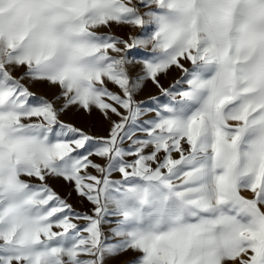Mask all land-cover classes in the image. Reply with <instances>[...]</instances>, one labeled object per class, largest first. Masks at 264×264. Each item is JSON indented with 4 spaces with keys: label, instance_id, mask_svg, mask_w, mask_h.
Here are the masks:
<instances>
[{
    "label": "snow or ice",
    "instance_id": "snow-or-ice-1",
    "mask_svg": "<svg viewBox=\"0 0 264 264\" xmlns=\"http://www.w3.org/2000/svg\"><path fill=\"white\" fill-rule=\"evenodd\" d=\"M112 24L139 34L100 31ZM148 81L163 97L150 106ZM71 108L99 110L108 134L65 123ZM129 250L131 264H264V0H0V264Z\"/></svg>",
    "mask_w": 264,
    "mask_h": 264
},
{
    "label": "rangeland",
    "instance_id": "rangeland-1",
    "mask_svg": "<svg viewBox=\"0 0 264 264\" xmlns=\"http://www.w3.org/2000/svg\"><path fill=\"white\" fill-rule=\"evenodd\" d=\"M119 27V34L118 36H121L125 39L129 37V35L139 34V29H133L130 26H121L116 25ZM103 31H106V28H101ZM110 29V28H109ZM101 31V30H100ZM102 32V31H101ZM186 67H191L189 62H185ZM139 71V68L133 69V74ZM22 72H19L18 74L15 72L14 75L19 77L22 75ZM181 73L178 69L173 68L167 75H163L160 77L161 84L164 87H169L171 84L175 82L176 79H179ZM27 83V81H25ZM30 90L36 95V96H44L48 98L49 100H53L60 92L59 86H50L47 84H40V83H34L29 84ZM109 87L113 91H119V89L109 84ZM157 96L162 97L159 88L156 87L151 81L146 82V85L144 88L137 94V100L138 101H144L146 103L151 104L150 97ZM60 119L63 120L65 123H70L75 125L76 127L82 128L85 132L91 134V135H98V136H104L108 134L110 121L105 119V117L102 115V113L99 110L94 109L91 113L85 112L83 110H78L76 108H71L63 112L60 116ZM112 119H117L113 115ZM97 162L102 163L103 161H100L98 158ZM94 172V170H93ZM113 178H119V174H114ZM56 180V181H55ZM63 179H52L49 180V185L58 193L60 194L65 200H67L68 203H70L73 208L78 212H90L91 210V204L81 199L80 196L76 194L74 190H71L72 184L62 181ZM64 183L65 186L68 188L63 191L62 188H58V182ZM67 183V184H66ZM73 187V185H72ZM62 190V191H61ZM242 195L251 198L250 192H242ZM81 199V201H80ZM80 201V202H79ZM88 202V203H87ZM76 222V221H74ZM119 239V238H115ZM139 253L135 251H125L121 252L119 254H115L113 256H110L106 258V264H131V261H133L136 257H138ZM238 264V261L236 262Z\"/></svg>",
    "mask_w": 264,
    "mask_h": 264
},
{
    "label": "crops",
    "instance_id": "crops-1",
    "mask_svg": "<svg viewBox=\"0 0 264 264\" xmlns=\"http://www.w3.org/2000/svg\"><path fill=\"white\" fill-rule=\"evenodd\" d=\"M101 28H106V31H103V29H100L102 32H105V33L110 32V33L117 35V36L119 34V27L116 26V24H112L110 27H101ZM22 71H23V69H19L16 71V73L18 74L19 72H22Z\"/></svg>",
    "mask_w": 264,
    "mask_h": 264
},
{
    "label": "bare ground",
    "instance_id": "bare-ground-1",
    "mask_svg": "<svg viewBox=\"0 0 264 264\" xmlns=\"http://www.w3.org/2000/svg\"><path fill=\"white\" fill-rule=\"evenodd\" d=\"M53 180H54V179H53ZM60 180H61V179H60ZM55 181H56V180H55ZM62 181H63V180H62ZM62 181H61V182H58V183H57V184H58L57 186H58V188H62V190L65 191L69 186H68V185H67L68 187L65 186L64 183H62ZM63 182H64V181H63ZM66 184H67V183H66ZM70 186H71V190H73L72 185H70ZM62 190H61V191H62ZM81 199H82V198H81ZM81 199H80V201H81ZM80 201H79V202H80ZM81 202H82V201H81ZM87 203H88V202H87Z\"/></svg>",
    "mask_w": 264,
    "mask_h": 264
}]
</instances>
